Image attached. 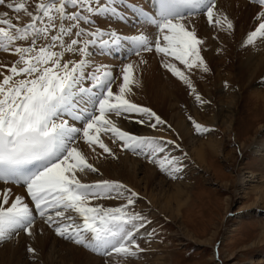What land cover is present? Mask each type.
<instances>
[{"label": "snow or ice", "instance_id": "obj_1", "mask_svg": "<svg viewBox=\"0 0 264 264\" xmlns=\"http://www.w3.org/2000/svg\"><path fill=\"white\" fill-rule=\"evenodd\" d=\"M253 2L264 5V0ZM5 3L6 0H0V5ZM180 6L204 8L208 22L222 29L232 30L234 25L226 17L214 21L215 0H159L158 14L140 10L144 22L155 25L163 33L164 43L157 38L155 52L173 57L184 70L172 63L162 66L190 83L186 71L202 68L207 72L209 69L199 47L203 41L186 27L185 17L178 11ZM35 7L34 14L25 0H19L15 5L7 3L8 9L23 12L31 19L24 27H17L11 19L3 18L8 12L0 14V25L7 26L0 27V48L8 51L9 47H14L19 55V60L9 69L10 74L0 73L3 77L0 80V182L25 187L34 205V208L30 207L21 196H15L10 203L11 189L4 191L0 198V241L10 239L20 230L32 235L34 213H38L45 223L54 227L57 235L77 245L109 257L113 254L135 257L143 251L135 236L151 223L141 214L128 210L135 204L138 194L115 181L82 183L77 178V171L99 170L87 162L75 143L83 139L93 152L98 146L104 153L114 155L101 139L103 133L110 134L113 142L121 141L122 149L137 152L147 146L151 149L152 161L174 176L182 170L179 158L159 154L166 152V144L175 142L165 141L163 137L135 135L109 118V114H113L129 123L156 130L166 123L152 109L127 98L131 92L130 77L134 75L132 63L124 65L122 83L114 92L112 86L116 78L109 71H102L103 66L91 72L86 69V58L78 63L63 58L65 52L77 51L87 57L89 45L95 40L107 45L130 39L136 45L137 56L141 49L153 51V48L146 35L121 37L117 33L92 31L82 26L90 23V15L109 12L107 0H49L47 3L39 0ZM111 11L115 13L116 9ZM259 21H264V12L258 14V28L247 36L249 46L257 39H264V22ZM54 30L55 34H52ZM106 35L112 39H104ZM49 37V43L37 46V40H48ZM66 37L70 43H66ZM16 40H30L31 43L16 47L13 44ZM80 44L83 47H77ZM57 45L61 51L53 50ZM93 89H99V93L92 94ZM196 98L200 99L199 96ZM70 121L84 123L77 127ZM196 127L201 128L199 124ZM93 199H124L126 204L115 208L90 206ZM68 210L77 213L83 222L76 223L73 216L66 215ZM28 251L35 253L31 247Z\"/></svg>", "mask_w": 264, "mask_h": 264}, {"label": "bare ground", "instance_id": "obj_2", "mask_svg": "<svg viewBox=\"0 0 264 264\" xmlns=\"http://www.w3.org/2000/svg\"><path fill=\"white\" fill-rule=\"evenodd\" d=\"M17 2H19V0H6L4 5H0V14L8 12V16L3 18L11 19L17 27H24L28 23H31V19L23 12L17 13L13 9L7 8V3H13L15 5ZM25 2L29 7V10L35 14L37 11L35 6L39 0H25ZM107 3L109 6V12L90 15V23L84 25V27L92 31L117 33L121 37L146 35L149 40V46L153 48V51L141 49L140 55L137 56L134 53L136 52V45L132 43L130 39H121L119 43H109L107 45L101 40H95L89 45L87 57L77 51L65 52L63 59L64 61L71 60L78 63L81 59L86 58L88 60L86 69L91 72H95L96 69L103 66L102 71L107 70L116 78L115 83L112 86L114 92L118 91V86L122 83V69L124 65L132 63L134 67V75L130 77L132 81L130 84L131 92L127 94V98L139 105L159 110L160 118L167 123L158 126L159 130L151 128L150 133L146 136L155 138L163 137L165 141L175 142L174 144H166L167 152L159 155L163 156L170 154L171 156L178 157L180 165H183L182 173L180 175L186 176V178L185 180H180L181 182L179 180V182H176L175 178L178 173H175L173 176L165 172L167 178H170L168 180V187L165 186L166 184L163 183V180L158 181V184H156L158 175L161 174L160 172L162 171L158 162H153L151 158H149V160L136 158L135 155L137 154L131 156V153L129 154V152L126 151V148L121 150V141L116 140V142H113V137L110 134L105 135L103 133L101 134V139H103L109 148H111L114 155L104 153L98 146H95L96 151L93 152L83 139H78L75 146L83 152L87 162L91 163L99 171L91 172L85 169L84 172L77 171L76 175L82 183H88L95 180L92 173H100V181H115L125 185L127 189L138 194L137 198L140 200V205H156L163 213H166L176 221L182 217L183 209H185L190 199V195L186 190V187L192 183L187 179L189 174L205 177V166H210V163L207 158H205V141L200 139L201 137L196 140L193 136V129L188 122L186 114L176 111L174 114L168 115L164 112V109L160 108V104L165 105L169 103V106L172 107V105L180 103V105L187 107V102L184 99L185 94L183 93L190 92L189 90H191L192 87H195L197 91V86H200V84L205 85V80L203 78H205L206 75H212L211 73L213 70L215 71L218 69L217 71L220 72L219 77L226 76L225 80L228 81L227 85L233 87L226 91L231 96L228 104L235 103L237 105L243 95L242 93L245 89V87L243 88V84L245 83L248 88L245 92H248L250 96L249 98H246L249 100L248 103H252L256 106L255 108L262 107L264 110V83H261V80L264 78V39H257L250 46L246 43L247 36L254 29L258 28V14L264 12V7L258 3H254L253 0H216L213 9L214 21L226 17L228 20H231L234 25L232 30H227L226 28L222 29L219 25L210 24L206 12H204L205 9L203 8H201L196 14L184 16L185 20L183 22L186 27L189 30L195 31L198 38L203 41L199 47L201 49V55L206 61L209 69L207 72H204L202 68H194L191 71H186L190 83H185L182 79L175 76L162 65L164 63H172L177 67H180L182 70H184V66L173 57H165L154 50V43L157 38L160 39L161 44L164 43L163 33H161L155 25L145 23L143 19L144 16L140 11L141 9L152 10V0H116L117 6L114 5L112 1L109 2L107 0ZM67 7L69 11L72 10L70 5ZM112 8L116 9L115 13L111 11ZM52 14L55 15L54 12ZM17 17H19V20H17ZM56 23L59 25L60 21L57 20ZM0 27L7 26L0 25ZM10 31L15 30L10 29ZM52 34H55V30ZM72 38L76 37L73 36ZM84 39L90 38L84 37ZM104 39L111 40L112 38L106 35ZM65 40L66 43H70L69 38L66 37ZM49 42L50 37L48 40L41 38L37 40V46ZM30 43V40H16L13 42L16 47H26L29 46ZM77 47H83V44H80ZM53 50L61 51L58 45ZM130 53L134 54L128 58L129 60H123V55L126 57L129 56ZM152 54L154 56H151ZM18 60L19 55L15 53L14 47H9L8 51L0 48V73H3L4 75L10 74L9 69ZM222 70H224V74H222ZM192 77L193 79H191ZM2 78L3 77L0 76V80H2ZM18 78L19 77H17V79ZM84 84L87 86L88 82L85 81ZM97 91H99V89H93L92 94H95ZM200 93L202 94V91H200ZM236 97L237 100L235 101H238L237 103L234 101ZM81 105L84 106L83 102H81ZM165 110H167V108ZM202 114L205 117V110H202ZM197 115L199 118L202 117L198 113ZM109 118H112L117 126L121 127L123 130L129 131L135 135L138 134V132L136 133V130L140 128L139 124L134 123L132 128L128 129V125L124 123L121 118L116 117L113 114H109ZM225 118H228L226 128L230 131H234L236 110L230 106L224 110L220 109L217 112L212 111V114L209 115L207 119H210L209 121L212 122L215 120H221L224 122ZM80 122L81 121H70L71 124H74L77 127H82L83 124ZM258 129H264V120L259 123ZM236 136V138H239L238 135ZM254 139L256 142L254 143L255 146L253 150L256 149V153L258 154L261 151L263 142L260 140L259 134H256ZM208 143L215 152L219 154H221V152H224V154L226 153V151H223L221 148L220 142L217 138H210ZM176 145H179V147H176ZM149 151H151V149ZM193 161H197L198 165H193ZM142 172L143 177L141 180L139 173ZM263 172L264 170L262 171V175L256 180V183L249 179V175L244 174L240 177L243 196L248 197L249 199L252 198L251 194L255 196L252 201V206L254 208L256 206L264 207ZM164 176H161V179ZM7 189H11L10 203L14 200L15 196H21L23 198H25V195L27 196L25 187L0 182V198H2L4 191ZM156 190L157 192H155ZM125 195H127V193H125ZM95 200L96 199L90 201V206L94 205L92 202ZM102 200H109L108 203L112 206L126 203V200L124 199H99L96 200V204L103 203ZM156 212L157 210L155 209L151 210V216L157 214ZM183 233L188 236V238L196 240L188 228H184ZM54 236L53 228L51 229L49 225L46 226L42 220H37L32 227V237L30 238L32 240L30 243L45 259V255L41 253L46 250L50 243L52 244V241H54L53 244L57 242L60 251H62L63 254L62 260H60L59 264H101V261L98 258L83 253L81 247L74 246L65 242L63 239H59V237L57 239ZM200 241L202 243H211L210 241L205 240ZM25 242L26 241L23 242V240H20L18 242L19 245H15L13 249L8 245L7 247L11 250L4 251L3 254L6 256L3 259L4 262H1L0 264H16L15 260L17 259V252L15 251H17V248H20L21 245H25ZM258 242L260 244L264 242V225ZM153 246L155 247L154 244ZM5 247L6 246H4L3 249ZM149 254L150 253L142 254V259L145 258V261L142 260V264L147 262L146 259ZM57 258L60 259V256H57ZM114 258L116 259V264H127L125 262L127 258L125 259L124 256L113 254V259ZM147 264H166L165 257L164 255H158L152 260L148 259Z\"/></svg>", "mask_w": 264, "mask_h": 264}, {"label": "rangeland", "instance_id": "obj_3", "mask_svg": "<svg viewBox=\"0 0 264 264\" xmlns=\"http://www.w3.org/2000/svg\"><path fill=\"white\" fill-rule=\"evenodd\" d=\"M108 1L111 2L112 0ZM44 2L47 3L49 0H44ZM114 5L117 6L116 0ZM130 56L125 58V61H128ZM151 56L154 55L152 54ZM217 70H213L212 75H206L203 78L205 85L200 84V86H197V91L195 87H192L189 90L190 92L183 93L185 94L184 99L187 102V107L180 105V103H176L172 107L169 106V103L165 105L160 104V108L164 109V112L168 115L174 114L176 111L186 114L188 122L193 129V136L196 140L201 137L200 139L205 141V158H207L210 166H205V177L189 174L187 179L192 183L186 187V190L190 195V199L185 209H183V215L179 220L174 221L156 205H140L139 198H136L134 205L129 206V211L141 214L151 223L145 228L140 229L136 234V242L143 251L135 257H125V259L127 258L125 260L127 264H142L145 261V258L142 259V254L146 253H150L146 259L147 262L148 259L152 260L158 255H164L166 264H264V242L262 244L258 242L264 225V207L256 206L254 208L252 201L255 196L251 194L252 198L250 199L244 197L243 189L240 185V177L242 175H249V179L256 183V180H258V177L262 175V171L264 170V129H258L259 123L264 120V110L262 107L255 108L256 106L252 103H248L249 100L246 98L250 96L248 92H245L248 89L245 83L243 84V88L245 87V89L239 102L235 101L237 97L234 99L237 105L235 103L228 104L231 96L226 91L233 87L227 85L226 76L219 77L220 72ZM222 74H224V70H222ZM262 80L261 83L263 84L264 78ZM200 91H202V94ZM197 96L200 97L199 100L196 98ZM229 106L236 110L234 131L226 128L228 118L224 119L226 123L221 120L212 122L209 121L210 119H207L212 114V111L224 110ZM166 108L167 110H165ZM151 109L160 117L159 110ZM202 110H205V117L202 114ZM197 113L202 117L199 118ZM121 120L128 125V129L132 128L134 123H129L122 118ZM197 124L201 128L198 129L196 127ZM139 126L140 128L136 130V133L138 132L137 135L146 136L150 133L151 128ZM256 134H259V138L263 142L261 151L258 154L256 153V149L253 150L254 143L256 142L254 136ZM236 135L239 138H236ZM210 138H217L221 148L226 153L221 152L219 154L215 152L208 143ZM182 146L184 147L183 144ZM149 150L150 148L147 146L143 149H138L137 152L126 149L129 154L131 153V156L137 154L135 155L136 158L145 160L152 159V157H149ZM192 164L198 165L197 161H193ZM160 173L156 184H158V181L163 180V183L166 184L165 186L168 187V180L170 178H167L165 172L161 171ZM181 173L182 170L177 174L175 178L176 182L185 180L186 176L180 175ZM92 174L95 180L85 184H94L95 181L101 180L100 173ZM139 176L142 180L143 172L139 173ZM161 176L164 177L161 179ZM102 201L103 203L96 204L97 201L95 200L92 204H94L93 206L100 205L105 208L122 207L126 204L112 206L109 205V200ZM24 202H31L26 195ZM30 204V207L34 208V205ZM154 209L157 210V214L151 216V210ZM73 212L72 210H68L66 215L73 216L76 223H82L83 221L78 214ZM34 214L36 215L35 221L42 220L45 223L38 213ZM45 225L48 226L47 223ZM183 227L188 228L196 240L188 238L183 233ZM52 228L54 230V227ZM54 235L57 239L59 237V239H63L65 242L81 247L83 253L98 258L101 264H116V259H113V255L109 257L90 248L77 245L57 235L55 230ZM31 237L32 235H28L23 230H20L18 234L13 233L10 239L0 241V263L4 262L3 259L6 256L3 254L4 251H10V248L13 249L15 245H19L18 242L20 240H23V242L26 241L25 245H21L15 251L17 252L16 264H59L63 254L57 242L53 244L54 241H52V244L50 243L46 250L41 253L45 255L46 258L44 259L39 254V251L35 250V253L28 251L30 247L35 249L30 243ZM200 240L210 241L211 243H202ZM8 245L10 248L7 247ZM4 246L6 247L3 249ZM57 256H60V259Z\"/></svg>", "mask_w": 264, "mask_h": 264}]
</instances>
